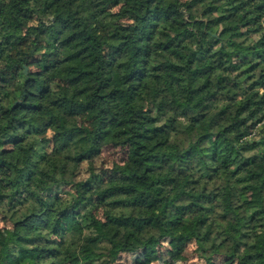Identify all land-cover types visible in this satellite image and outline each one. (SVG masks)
I'll list each match as a JSON object with an SVG mask.
<instances>
[{
    "label": "trees",
    "instance_id": "16d2710c",
    "mask_svg": "<svg viewBox=\"0 0 264 264\" xmlns=\"http://www.w3.org/2000/svg\"><path fill=\"white\" fill-rule=\"evenodd\" d=\"M4 218L0 264H264V0H0Z\"/></svg>",
    "mask_w": 264,
    "mask_h": 264
},
{
    "label": "rangeland",
    "instance_id": "374dc122",
    "mask_svg": "<svg viewBox=\"0 0 264 264\" xmlns=\"http://www.w3.org/2000/svg\"><path fill=\"white\" fill-rule=\"evenodd\" d=\"M125 156L123 149L107 147L100 156L81 166L79 178L84 179L92 167L109 175L113 163L122 162ZM0 225L6 232H11V225L5 218L1 220ZM194 247V243L166 239L149 254L143 252L123 254L114 264H206L197 256ZM223 263V258H216L214 261V264Z\"/></svg>",
    "mask_w": 264,
    "mask_h": 264
},
{
    "label": "water",
    "instance_id": "95a60500",
    "mask_svg": "<svg viewBox=\"0 0 264 264\" xmlns=\"http://www.w3.org/2000/svg\"><path fill=\"white\" fill-rule=\"evenodd\" d=\"M183 12L185 13V17L187 18L188 17V13L185 10H183Z\"/></svg>",
    "mask_w": 264,
    "mask_h": 264
}]
</instances>
